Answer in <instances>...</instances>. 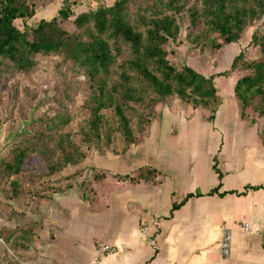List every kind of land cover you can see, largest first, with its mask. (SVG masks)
I'll return each mask as SVG.
<instances>
[{
    "label": "trees",
    "instance_id": "trees-1",
    "mask_svg": "<svg viewBox=\"0 0 264 264\" xmlns=\"http://www.w3.org/2000/svg\"><path fill=\"white\" fill-rule=\"evenodd\" d=\"M71 5L66 1L51 21L42 19L33 27L24 25L20 31L14 22H26L35 14L29 0H0V79L10 68L18 73L31 71L40 55L60 56L63 62H70L90 91L83 105L86 120L77 132L82 144L95 146L101 142L100 129L108 124L104 110H112L126 147L143 141V128L151 126L149 116L164 103L176 102L180 108L192 111L200 109L212 123L220 106L214 78L233 72L242 73L233 86L240 118L251 116L252 121L257 119L264 124V31L253 33L250 39L259 51V59L248 61L241 51L229 70L209 77L188 66L176 69L165 50L178 37L183 18L189 24L185 36L188 42L205 44L203 40L213 35L219 41L212 45L216 49L236 43L246 27L264 17V0H114L109 6L104 4L74 18L72 23L79 36L62 26L72 17ZM136 109L141 111L135 114L138 130L133 131L128 112ZM34 123L40 126L39 130L21 138L6 149L8 152L5 150L4 155L7 154L0 160V178L9 181L12 194L20 191L30 200H41L55 191L47 186L55 176L85 156L70 134L63 132L68 124L64 112H56L52 118H35ZM29 154L41 159V170L25 168ZM213 168L216 170L215 165ZM156 175L153 169L139 167L135 175L125 174L117 179L131 185L154 183ZM219 189L218 185L207 195L223 196ZM200 196L199 192L187 194L172 204L171 213L190 198ZM32 226L8 231L4 238L8 247L19 248L10 239L16 233L32 235Z\"/></svg>",
    "mask_w": 264,
    "mask_h": 264
},
{
    "label": "crops",
    "instance_id": "crops-1",
    "mask_svg": "<svg viewBox=\"0 0 264 264\" xmlns=\"http://www.w3.org/2000/svg\"><path fill=\"white\" fill-rule=\"evenodd\" d=\"M217 81L220 106L214 121L207 122L212 128L207 133L216 135L217 141L212 142L215 155L206 170L193 159L197 138H186L190 154L183 152L189 150L186 147L174 157L165 144L174 145V152L181 133L169 139L164 136L167 132L155 127L151 137L155 142L145 143L155 148L151 158L132 160L124 168L133 172L139 165L148 166L157 172L154 183L131 185L102 171L89 186L92 192L74 186L55 189L41 200L20 195L15 203L20 206L24 201L30 207L27 211L16 207L12 225L6 220L10 216L14 220L13 211L0 214V230L39 223L45 231L25 237L16 233L10 239L20 245L15 252L21 264H264V124L251 116L240 118V104L233 97L236 80L226 82L230 87L225 90L216 86ZM4 146L0 144V156ZM136 151L131 150L126 159L140 157ZM156 155L165 160L155 161ZM218 185L223 196L207 195ZM196 192L201 196L171 213L173 203ZM2 201L0 196V208L5 205ZM224 232L230 236L227 256L220 249ZM102 244L110 246L111 253H102Z\"/></svg>",
    "mask_w": 264,
    "mask_h": 264
},
{
    "label": "rangeland",
    "instance_id": "rangeland-1",
    "mask_svg": "<svg viewBox=\"0 0 264 264\" xmlns=\"http://www.w3.org/2000/svg\"><path fill=\"white\" fill-rule=\"evenodd\" d=\"M66 1L72 4L70 6L72 17L64 22L62 26L69 33L79 36L78 30L72 23L74 18L82 13L95 10L104 4L109 6L114 0H29V4L32 5L35 12L34 16L26 22L16 20L14 25L18 30L22 31L24 25L33 27L42 19L51 21L52 18L57 16V11ZM188 28L189 24L187 20L185 18L181 19L178 37L175 41H170L165 47L168 61L176 69L188 66L205 77H209L229 70L233 58L241 51L248 61L259 59V51L252 46L250 39L253 33L258 34L264 31V17L246 27L236 43L222 44L219 49L212 46L214 43H219L213 35L203 40L206 42L205 44L201 42H188L185 38ZM36 62L35 68L27 73H18L10 68L0 79V144H5L4 147L8 150L10 146L14 145L24 136L30 137L35 131L39 130L40 126L34 123L35 118H52L56 112H64L68 116V124L64 127L63 132L70 134L72 141L80 148L85 158L74 166H67L47 186H52V188L59 189L60 191L78 186L84 188L85 191L92 192L89 186L100 177L102 171H105L111 178L115 177V180L117 176L122 177L125 174L134 175L133 172H136L140 165L133 172H129V170L125 171L124 168L126 165H131L130 161L132 160L138 161L142 159L147 161L151 158L152 153L155 152V148H152L153 144L146 145L145 143L149 139L150 142H155L151 139L155 127L160 128L161 130L157 128L156 131H160L162 134L167 132L168 135L165 134L164 136H168L165 138L169 139H174L175 137L173 136H175L176 132L177 134L181 133L179 135L180 141L176 144L174 152L171 151L175 147L174 145L171 143L165 144V148L171 156L175 157L174 153H180L182 148L186 147L189 150H184L183 152H191V146L186 141V138L189 139L190 137H192L191 139L194 138L193 141L197 138L196 150H193L192 154L194 162L197 163L200 169L206 170L215 155L214 144L212 145V142L217 141V138H215L216 135L207 133L212 130L209 123H207L208 114L200 109L192 111L187 108H180L176 102L164 103L155 108L154 114L149 116L151 126L143 128L145 130L144 139L140 144L126 147L121 141V135L116 129L112 110L102 111L108 124L103 125L100 129L101 142L95 146L82 144L77 132L79 126L86 120L83 105L90 94L88 87L84 84V77L78 75L73 70L74 66L70 62H63L60 56L40 55L36 57ZM233 73L227 77H215V81L216 79L219 80L216 86L220 84L224 90L228 89L230 86L226 82L229 83V80H236L242 76V73ZM226 96L227 94L225 93L222 96L223 99ZM138 111L141 110L136 109V111L128 112L133 131L138 130L134 120L135 114ZM175 116H177L179 122H190L187 125L184 123L179 124L175 120ZM163 126L165 129L162 128ZM218 133L221 135V131ZM108 136L109 140H107ZM207 140L208 142L210 141L208 146ZM138 145L140 146L138 147ZM7 150L6 152H8ZM122 150H124V153H122ZM131 150H137L136 154H140V157L131 156L127 160L126 154L131 152ZM4 152L1 154L0 160L6 156L7 153L4 155ZM158 158L161 161L165 160L163 155H156L154 160L157 161ZM170 162L172 165L176 164L173 160H170ZM41 165L43 166L41 159L35 154H29L25 159V168L28 170H41L43 168ZM141 167L151 169L145 165ZM111 171L113 172L112 175L109 174ZM64 173L65 175L63 176ZM22 176L27 179L26 175ZM8 184L9 181L0 178V196L3 199L2 202L5 204L0 208V214L5 215L13 211L14 213L11 212V215L14 220H11V216L6 220L7 223L9 222V225H12L16 221L15 212H18L16 207L27 211L30 205L25 206L24 201L20 206L18 202L15 203L16 198L20 195L24 196L26 193L21 194L19 191L16 194H12ZM61 187L65 188L61 189ZM52 192L50 191L49 193ZM33 225L30 231L39 232L41 235L44 234L45 231L42 229L41 224L35 223ZM7 232L5 229L0 230V239L1 236L7 235ZM2 241L4 240L2 239ZM0 264H21L18 252H15L14 248L8 247L5 242L2 243L1 241Z\"/></svg>",
    "mask_w": 264,
    "mask_h": 264
},
{
    "label": "built area",
    "instance_id": "built-area-1",
    "mask_svg": "<svg viewBox=\"0 0 264 264\" xmlns=\"http://www.w3.org/2000/svg\"><path fill=\"white\" fill-rule=\"evenodd\" d=\"M229 241H230L229 233L224 232V234L222 236L221 243H220V249H221V255L222 256H227V254L229 252ZM99 250L102 253H111L112 248L108 245L102 244V245H100Z\"/></svg>",
    "mask_w": 264,
    "mask_h": 264
}]
</instances>
